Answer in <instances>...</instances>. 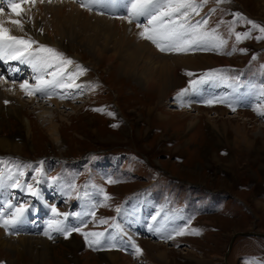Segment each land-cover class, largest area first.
I'll use <instances>...</instances> for the list:
<instances>
[{"label": "rangeland", "instance_id": "obj_1", "mask_svg": "<svg viewBox=\"0 0 264 264\" xmlns=\"http://www.w3.org/2000/svg\"><path fill=\"white\" fill-rule=\"evenodd\" d=\"M82 2L87 0L48 3L67 11L80 8L78 16L62 24L78 33L85 21L97 22L93 17L99 11L118 15L111 14V5L88 11ZM112 5L120 7L119 0ZM0 6L10 15L6 0ZM21 6L29 18L40 15L38 0ZM195 18L208 20L202 30H215L212 45L218 47L192 51L205 67L182 68L178 84L162 97L68 38L65 45L40 44L73 61L58 80L70 83L66 78L76 74L77 66L85 70L73 87L50 89L53 98L36 94L38 102L33 103L31 96L6 90L4 85L25 81L35 86L36 73L29 64L0 61V212L24 205L15 234H7L39 240L28 249L1 246L0 264H264L263 238L238 236L229 249L236 232L264 233V116L258 114L264 112V95L258 94L264 85V39H257L264 34L246 22L264 27V0H207ZM93 29L84 33L101 44L104 36L109 38L107 30L100 31L104 28ZM140 31L126 22L120 45L129 46ZM245 32L250 38L237 43L235 34ZM16 69L21 76L12 75ZM53 71L57 69L49 68L44 78L51 80ZM193 81L197 83L189 87ZM223 97L228 98L225 103H206ZM50 123L57 127L59 143ZM17 181L32 185L39 196L12 187ZM52 207L67 219L53 217ZM53 219L85 233L102 232L101 242L117 248L108 250L103 244L105 250H95L100 245L89 247L79 232L68 238L52 232L49 239L44 232ZM180 230L185 234L176 235ZM168 235L173 238L163 239ZM133 242L143 249L148 242L156 243L166 255L137 256Z\"/></svg>", "mask_w": 264, "mask_h": 264}, {"label": "snow or ice", "instance_id": "obj_2", "mask_svg": "<svg viewBox=\"0 0 264 264\" xmlns=\"http://www.w3.org/2000/svg\"><path fill=\"white\" fill-rule=\"evenodd\" d=\"M29 0H6V7L9 10L10 15L21 16V4L27 3ZM36 0H31L34 5ZM43 3V0H40ZM51 3V0H48ZM222 2V0H217ZM5 0H0V5H3ZM114 0H87V3H81V7L85 10L92 11L96 8H104L111 5ZM207 3V0H203V3H196L195 0H128L124 5L126 12L123 15H114V19L126 20L128 24L135 23L138 29H142L139 35L143 40L151 42L162 53H188L189 51L207 49L217 37L215 36V30L212 32L202 30L206 29L208 24L207 19H201L193 23V15H199L203 5ZM5 13V7L0 6V15ZM98 15L105 14L103 11L97 12ZM238 15V14H237ZM252 26L253 29H258L261 34H264V27L256 24L253 21H246ZM20 31H24L23 21L21 19H10L7 21ZM41 31H43L41 29ZM237 43L243 39L250 38V33L245 32L243 34H235ZM257 39H264V35L258 36ZM221 44L223 41L220 42ZM34 45H37L33 48ZM254 59V57H253ZM9 60H18L22 64L31 65L33 71L36 73L35 86L30 85L27 81L20 84V89L26 96H32L39 94L41 97L47 96L51 98L52 92L50 89L55 87L71 88L74 86V80L76 76L83 74L84 69L77 66V72L75 75L69 74L67 76L68 81L72 83H65L63 80H58L57 76L63 75V67L70 65L73 61L65 59L62 54L56 52L54 49L46 47L44 45H38L37 41L32 40L30 37L22 38L16 35H12L9 28L4 26V22L0 21V61L7 63ZM56 68L57 71H53L50 75L53 77L51 80H46L44 77L47 73V69ZM191 76L192 73H187ZM215 74L208 73L207 77H212ZM3 77L0 76V79ZM196 81L190 82L189 87H193ZM79 87V85H75ZM261 95H264V85H261ZM64 98L63 96L61 97ZM227 97H223L220 100H208L207 104L213 103H225ZM7 103V101L5 102ZM233 111L236 107L232 102H228ZM94 111H102L101 109H94ZM264 116V112L258 113ZM115 126V125H114ZM3 163V161H0ZM22 176L23 173L21 172ZM114 183V181H109ZM3 184V177L0 176V186ZM12 187L20 188L22 191L27 190L33 196L38 197L39 193L33 189L32 185H21L19 181L12 185ZM109 197L105 196V200ZM8 208H12V204L6 205ZM26 208L24 205L16 207L7 217L0 212V228L5 229L8 234H15L16 226L22 221ZM117 212L120 210L117 209ZM53 217L64 216L67 219V214H61L57 211L56 207L51 208ZM90 215H94L90 213ZM101 224L107 223L106 220H101ZM151 230V229H150ZM158 231V230H156ZM52 232L62 234L65 238H68L72 232H79L84 236L85 241L89 243V247L93 244L100 245L95 250H105V246L101 245V238L104 236L102 232H88L85 233L79 227H68L62 220L53 219L48 223L47 230L44 235L49 239H52ZM176 235H184V231L180 230L175 233ZM198 234V233H197ZM89 237H93V240H89ZM172 235L163 237L165 240L172 239ZM131 248L134 249L135 255H142V250L133 242ZM115 247V245L109 243L107 249ZM253 264V262H248Z\"/></svg>", "mask_w": 264, "mask_h": 264}, {"label": "bare ground", "instance_id": "obj_3", "mask_svg": "<svg viewBox=\"0 0 264 264\" xmlns=\"http://www.w3.org/2000/svg\"><path fill=\"white\" fill-rule=\"evenodd\" d=\"M38 1H39L40 15H38L37 17L29 18L27 11L23 8V6H21L20 8V11L22 13L21 16H16V15L11 16V15L4 13L3 15H0V21L4 22V26L10 29L12 35H16L18 37H21V36L30 37L31 36L33 39L35 37H39L37 40L36 38L34 39L35 41H37L38 45L44 42H49L51 45L59 46L62 43L63 44L67 43L66 38H68L67 40H72L76 42L77 44L78 43L82 44L86 49L91 51L93 55L97 56L96 58L99 59V61L101 62L106 61L109 67L114 68L115 70H118L119 73L123 75H127L129 77L131 76L138 82V84L140 83L145 89L149 91H156V93H158L160 97L163 96L164 92L169 87H172L178 84V82L180 81L179 72H181L182 68H187L190 71H194L198 69L200 70L203 67H205V63H202V61L197 60L198 58L192 57V55H190L192 51H189L186 54L170 53L168 56H162L163 54L160 52H156V50L153 48V46L148 41L141 39L138 32H137V35H135L134 40L130 43L129 46L124 47L120 45L122 41L121 35L125 31V23L127 21L120 20V19H114L112 16H108L107 14H105L104 16L103 15L99 16L98 14H96L93 17L94 19H96L97 21L96 23L92 21H85L82 25L79 26L82 32L80 31L81 33H78L76 31L77 28H74V27L66 28L65 26H62V24L64 22H69L70 20H72V18H75L76 16H78L77 9H80V8H78L77 6H74L72 10H69V11L61 10L49 4L47 0H43V3H41L40 0ZM122 1L123 0H119L120 7L111 4V6L114 7L110 11L111 14L123 15V13H125L124 11L125 3L123 5ZM125 2H128V0H125ZM195 17L196 15H193L192 17L193 23H195L196 21ZM10 19H21L23 21L24 31H20L19 28H17L16 26L10 23H7V21ZM90 28L91 29L104 28V29H101L100 31L107 30L105 32L109 34V38L106 40L105 39L106 37L104 36L105 42L101 44V41H99L97 38L88 35V33L87 34L84 33V31H87ZM41 29L43 31H41ZM37 31L39 32L40 35L36 34ZM65 32H67V34H65ZM112 38L114 40H112ZM98 46H100L101 48ZM217 47L218 46L216 45L213 46L211 44L209 45L208 48L215 49ZM78 57H79L80 62H82L81 55H79ZM7 64L18 65V67L23 65L18 60H9ZM24 68H26V65L24 66ZM31 68L32 67H30V69ZM48 70L49 69H47V73H48ZM2 71L3 70H0V74ZM18 71L19 70L17 69L13 70L12 75L13 76L15 74L19 75L20 73H18ZM27 71H29V69H27ZM31 73H34V71ZM63 81L65 83L67 82L65 79ZM4 86L6 90L11 89L13 92L18 93V95H20L21 97L25 96V93L21 91L19 85H14L13 87H10L9 85H4ZM87 88L92 89L90 85ZM51 92H52V95L54 96V93L52 90ZM3 93H5V91ZM258 94H261V92H259ZM227 95L230 96L231 93ZM254 96L258 97L257 94H254ZM46 97L47 96H45L44 99ZM31 99L33 103H36L37 101L36 96L32 95ZM173 104L176 105V102ZM50 124L51 126H49ZM50 124L48 125L49 131L51 130V132L53 133L54 140L57 143H59L60 138L56 135L57 127L53 123H50ZM38 201L42 203L44 201V196L40 197ZM8 209L11 210V208H8ZM2 210L1 212H3L5 217H7L11 213V211H5L3 208ZM37 221L42 222V219L37 220ZM46 221L43 222L44 225L47 224ZM38 241L39 240H34V241L29 240L22 235L10 236L6 233L5 229L0 228V247L1 246L3 248L7 247L10 250H16L18 247L28 249L29 247H31L33 244L37 243ZM41 241L44 246L48 245L47 244L48 242H46L45 239H41ZM147 245L149 246L148 248L153 253V255L156 254L155 252L159 253L158 255L159 259L160 258L163 259V257L166 255V251L163 252L162 251L163 248L161 249V247L163 246H160L156 243L153 244L150 242H148ZM109 255H110L109 257H114L111 254ZM156 255L154 256L155 258H157Z\"/></svg>", "mask_w": 264, "mask_h": 264}, {"label": "water", "instance_id": "obj_4", "mask_svg": "<svg viewBox=\"0 0 264 264\" xmlns=\"http://www.w3.org/2000/svg\"><path fill=\"white\" fill-rule=\"evenodd\" d=\"M238 236H256V237H259V238H263L264 239V233H258L256 231H251V232H236L235 235L233 236L231 242H230L229 249H231L232 245L234 244V241L236 240V238ZM226 257H227V255H226Z\"/></svg>", "mask_w": 264, "mask_h": 264}, {"label": "crops", "instance_id": "obj_5", "mask_svg": "<svg viewBox=\"0 0 264 264\" xmlns=\"http://www.w3.org/2000/svg\"><path fill=\"white\" fill-rule=\"evenodd\" d=\"M103 244H109V243H104V242H101V245H103ZM95 245V244H94ZM115 245V249L117 248V245L116 244H114ZM96 247H97V245H95ZM105 246V245H104ZM148 246V245H147ZM146 246V248L145 249H143L142 248V246H140V249L142 250V253L144 254V255H147V253H149V255L151 256V258H152V252H150V250H149V246L147 247ZM100 247V246H99ZM98 248V247H97ZM127 252H128V250H126ZM117 254H120V255H122V253H120V252H117ZM137 256H141V255H137ZM127 258H128V256H127ZM152 259H154V258H152ZM155 260H157V259H155ZM157 261H159V260H157Z\"/></svg>", "mask_w": 264, "mask_h": 264}]
</instances>
